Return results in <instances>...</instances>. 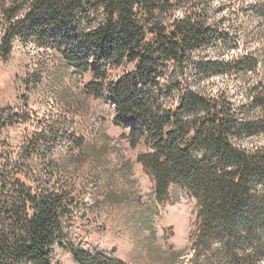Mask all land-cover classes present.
Listing matches in <instances>:
<instances>
[{
  "label": "trees",
  "instance_id": "obj_1",
  "mask_svg": "<svg viewBox=\"0 0 264 264\" xmlns=\"http://www.w3.org/2000/svg\"><path fill=\"white\" fill-rule=\"evenodd\" d=\"M222 6L218 0H26L19 9H29L23 27L35 41L48 39L45 26L72 38L60 51L64 60L90 73L88 92L109 97L115 119L130 122L131 145L145 141L140 161L153 175L155 196L173 185L196 200L189 264H263L264 71L256 70L253 54L192 58L234 47L225 41L234 30L217 20ZM15 12L3 26L1 61L25 22H10ZM98 12L99 22L79 34V17ZM193 63L197 72L241 79L244 101L235 103L228 88L217 96L197 92L187 77ZM64 127L43 125L15 154L0 150V264H62L57 250L73 264H123L90 241L101 225L76 214L78 186L53 183L51 153L66 141ZM38 160L41 175L34 178L26 161Z\"/></svg>",
  "mask_w": 264,
  "mask_h": 264
},
{
  "label": "rangeland",
  "instance_id": "obj_2",
  "mask_svg": "<svg viewBox=\"0 0 264 264\" xmlns=\"http://www.w3.org/2000/svg\"><path fill=\"white\" fill-rule=\"evenodd\" d=\"M218 1L223 6L216 12L217 20L226 31L234 30L225 40L234 47L195 53L194 62L253 54L259 60L256 70L264 71V19L258 17L264 15V0ZM25 2L0 0V40L13 11L10 22L25 21L13 37L8 60H0V150L6 147L15 154L43 125H64L61 135L66 141L51 153L53 183L78 186L76 214L101 225L90 241L104 255H114L123 264H169L174 257L175 264H189L187 239L196 200L189 191L173 185L167 194L155 196L153 175L140 161L146 152L145 141L139 139L132 146L130 122L115 119L109 97L88 92L90 73L78 72L64 60L60 51L72 41L64 30L43 27L41 34L48 37L45 42H37L25 32L29 9H19ZM101 18L100 12L79 17L75 28L79 34L87 32ZM195 66H189L187 77L197 92L217 96L228 88L235 103L244 101L241 79L234 81L220 73L209 76L197 72ZM120 72L111 70L112 75ZM26 165L34 178L41 175V160L26 161ZM55 258L73 264L63 251L57 250Z\"/></svg>",
  "mask_w": 264,
  "mask_h": 264
}]
</instances>
